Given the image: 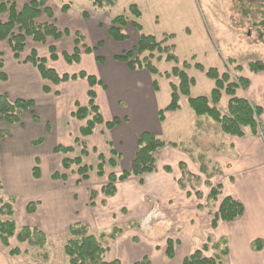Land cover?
Returning <instances> with one entry per match:
<instances>
[{
	"label": "crops",
	"instance_id": "obj_1",
	"mask_svg": "<svg viewBox=\"0 0 264 264\" xmlns=\"http://www.w3.org/2000/svg\"><path fill=\"white\" fill-rule=\"evenodd\" d=\"M19 2H16V9L19 7ZM21 3V8L27 4V2L22 1ZM153 3L155 4L157 1H153ZM81 10L87 11V18L81 17V15H84ZM75 11H77L76 14H74ZM59 16H55L57 18L56 27L60 31L66 29L68 31L67 35H63L57 40L50 36L51 40L47 45H55V47L57 45V49L70 52L74 43L71 44L66 41L73 40L74 42L73 32H76V30L78 32L84 31L83 33L93 42L89 46H95L98 42L102 43V47H99L97 51L103 57L102 66L95 60L96 53H82L79 62L73 64H67L62 57H58L55 61L48 58L46 59L47 65L60 74L72 75L84 71L86 74L96 77L98 83H95L91 89L94 92V102L100 110L103 121H111L113 117H116L119 119V123L110 130L104 124H99L95 127L92 135L82 137L79 131L80 124L73 113L76 110V105L83 107L88 105L87 92L90 87L87 80L78 78L54 84L43 79L31 63L24 62L26 57L20 61L14 58L11 49L8 48L7 52V50L0 48L6 58L3 57L5 61H3L2 69L6 74V80L0 78V94H7L11 100L17 98L33 100L35 103L33 112L36 117H33L31 111H24L21 113L20 121L11 125L4 123L0 118V129H5L7 136L9 135L13 140L11 143L12 149L8 148L10 144L8 145L5 142L7 136L0 142V165L6 166V160L8 159L7 167H5L7 173L1 178L3 189L6 185L9 186L12 179L19 186L25 183L19 176L13 178L12 175L20 171L17 160L20 159L21 150L33 145V140L40 139L42 142L45 140L48 144L47 151L50 150L51 152L56 145L64 144L63 146L72 147L73 151L71 153H75L76 145L82 146L83 144L101 154L106 162L108 159H111L112 163L114 162L115 166L109 164V167L113 170H106L104 171L105 174L106 172L108 174L111 172L117 173L122 169L130 168L131 161L137 151L139 135L144 131H149L161 136L164 132V125L168 120V118L162 122L158 120L157 112L162 106L158 104L157 97L160 86L158 84L159 90L155 91L152 84L153 80L157 81L156 75H152L145 69L130 70L126 63L113 58L115 55L133 48L138 42L139 32L127 25L125 32L128 39L124 42L113 41L107 33L110 21L104 19L102 10L96 9L92 1L88 7L84 8H74L69 5L67 15H64L66 19L63 20ZM45 21L43 19L42 22ZM31 43L33 44L29 46V50H36L39 43L33 41L32 38L26 40L25 46ZM108 48H110L109 52H107ZM6 52L10 54L7 55ZM56 53H59V51L56 50ZM105 54H108V56ZM161 61L154 62L156 67L157 63ZM87 65L92 68H100V75L95 76V74H92L94 70L90 69L91 67L88 68ZM242 70L244 71L243 68ZM243 73L249 83L246 88H239L236 95L239 90L243 91L244 94L240 97H245L253 105L262 109L259 118L261 132L252 135L246 131L243 137L232 136L230 141L217 144V147L211 151H204L197 146L189 147L193 155L203 153L222 169V173L215 174L209 179L213 186H221V194L214 204L213 211L217 210L223 197L230 196L243 204L244 213L240 218L231 222L219 221L216 227L212 228V215L203 205L209 191H205V187L200 184L198 191L205 197L202 200L195 195L194 197L191 194L188 195L178 185V180L181 177L179 164L184 163L191 174L201 178L202 173L198 169V163L194 162L187 152L171 145H165L153 154L156 165L154 172L145 174L141 178L132 176L116 183L113 196H102L99 202L93 200L92 204L89 200L90 208L84 205L88 202L89 196L83 195L84 201L81 202L80 207L75 206L71 207V210L68 209V220L59 223V225L56 224L57 227L59 226V231L66 230L70 224L75 222H82L90 226L89 219L91 218L95 223H103V227L117 225L121 220L126 221L127 226L130 227V224L134 223L138 225L148 220L166 219L164 216L169 215L170 221H186L191 226V234L189 235L191 237L187 243H192V246L188 247V255L195 250H200L205 257H219L222 264H264V71L258 73L245 71ZM43 86L48 87L50 91L44 92ZM123 100L126 104L120 106ZM108 109H111L112 117L106 115L105 110L108 112ZM181 109L171 115H177ZM226 111L227 108L222 112L225 113ZM108 114L110 113L108 112ZM29 133H34V136L28 138ZM111 149L115 150L118 156L111 154ZM47 151H45L46 154ZM86 151H88L87 148ZM77 156L79 155H74V157ZM87 156H80L83 164V160ZM10 157L13 160L11 163H9ZM38 159V155H35L33 162L38 164ZM30 160L31 158L29 162ZM54 160L53 164L49 160L51 164L49 168L50 175L52 173L54 175L58 174L59 179L54 180H61L62 183L69 182L70 175L65 172L61 173L57 164L59 159ZM33 162H30L31 164L26 166L25 170L30 172L34 180H40L41 175L39 178H34L32 175ZM87 175L88 181L91 178L89 173ZM52 177L53 175L50 178ZM77 179H80V177L77 176L75 180ZM52 182L50 180L42 187L38 185V189H36L38 192L33 196V199L40 202L33 215L41 212L39 216L43 220L58 218V213L64 210L63 206L68 203L72 205L73 202V197L70 196L71 188L65 190L62 186L55 185ZM5 191L7 192L6 187ZM189 191L191 192V190ZM14 193L16 192L10 191L8 196H15ZM14 216L16 217V207H14ZM15 217L14 219L18 225ZM46 225L43 224L40 227L44 232L49 229V226ZM195 231L199 232L200 238L192 236V232ZM202 236L208 240H203ZM255 240H260L263 243L260 250L252 248ZM205 244L210 245L206 247ZM129 247L131 250L136 249ZM223 250L226 255L221 254ZM148 254L151 255L145 250L140 254L137 251L130 259L133 263L134 260L136 261Z\"/></svg>",
	"mask_w": 264,
	"mask_h": 264
},
{
	"label": "rangeland",
	"instance_id": "obj_2",
	"mask_svg": "<svg viewBox=\"0 0 264 264\" xmlns=\"http://www.w3.org/2000/svg\"><path fill=\"white\" fill-rule=\"evenodd\" d=\"M1 1L5 2L6 6L9 7L13 0H0V2ZM14 1L15 3L17 1H20L17 11L23 12L24 9L21 8V1L28 3V0ZM91 1L93 4V0H45L42 4L43 9H45L40 12L42 16L39 13L37 14L36 10L29 9V11L22 13V17L20 19L24 21V24H30L33 18H35L33 22L43 24L44 22L42 21L44 19L46 21L48 20V23H54V25L57 26V15H60L59 17L63 20L66 19L64 15H67L69 5L74 8H84L88 7L91 4ZM109 1L111 2L110 4H106L102 9H100L102 10V16L104 17V19H106V21H110L114 16L124 14L129 19L138 21L142 25L143 33L152 34L158 40L165 39L169 34H173L174 37L167 40L165 44L175 45V54L177 55L179 62L187 60L188 62H190V64H193L195 61H197L203 64L205 67H216L217 70L221 73L227 71L231 75L235 73L242 76L244 74L243 72H250L247 67V64L249 62L262 61L264 63V0ZM153 1H157V3L154 4ZM130 4H138L137 6L140 8L141 17L136 18L129 11L128 7ZM65 7H67V10H64ZM82 12L87 11L81 10V13ZM76 13L77 11L74 12V14ZM81 17L85 19L88 17V14L81 15ZM7 19L8 17L6 13L0 14V20L4 21ZM15 22H18L17 19H15ZM18 24H14L12 28L13 34H16L18 30L21 33L23 32V29H19ZM76 32L83 35L85 44H87L88 46L89 44L92 45V40L83 33L84 31L78 32V30H76ZM76 32H73V38H75ZM85 32L86 34H88L87 31ZM30 39L31 37L28 36V34L25 35V42L26 40ZM50 40V36L47 35L44 41H35L39 43V45H37V48L36 50L34 49V51L39 53V56L48 59L49 50L47 44L50 43ZM0 41V48L7 50L8 52V48L9 50L11 48L8 45L7 41L1 39ZM66 42H70L72 44L73 40H69ZM32 44L33 43H31L30 45L27 44L26 46L24 45L23 49L20 52L21 54L19 53L18 60H24V58L30 51L29 46H32ZM101 47L102 44L100 45V48ZM56 50L59 51V53H57V58H61L60 53L63 50L57 48ZM109 51L110 48H108L107 52ZM105 55L108 56V54ZM192 56H194V60L191 58ZM3 57L5 58V55H3V52L0 51V63L2 64L3 61H5ZM230 60H232V63H230ZM154 62L157 61L154 60ZM236 64L242 65L244 71H237L235 69ZM173 65L174 64L172 62L162 60L161 62L157 63V68L160 72L169 71ZM100 66H102V64ZM87 67L90 68L91 66L87 65ZM90 69L94 70L92 74H95V76L98 74L100 75V68L91 67ZM186 71L189 76H192L195 79V84L197 83L196 86H194L195 84L193 85L194 88H192L193 86L191 87L192 90L190 89V96L196 97L199 95H209L210 90L214 86L213 80L209 79L204 75L202 71H199L195 68L190 67ZM156 77L160 86V92L157 94L158 104L162 106L159 109H162L170 101V85L169 80L165 77L160 75H156ZM172 81L177 82L175 78H172ZM242 94L244 93L241 90L237 92L238 96H242ZM228 98L229 96L223 93L222 99L217 107L219 111L222 112L226 110ZM125 104L126 102L123 100L121 101L120 106H125ZM179 104L180 108L182 109L181 111H179V113H177V115H171L175 112H167L165 114V119L168 118V120L164 125V132L161 134V136L156 134L157 136L166 141L179 142L180 144L188 147L197 146L204 151H211L213 148L217 147V144L230 141L232 136L223 133L219 129V125L216 121L207 116L195 115V113L188 105L186 96H180ZM108 112L110 114H108ZM108 112L105 110L106 115L112 117L111 109H108ZM225 113L222 112V114ZM194 118L197 119L195 120ZM29 134L30 135L28 136V138L34 136V133ZM182 139L184 140V142H182ZM5 142L8 145L10 144L8 148L12 149L11 143L13 142V140H11V137H9V135L6 137ZM26 146L29 147L28 145ZM30 147L26 149L23 148L21 150L20 159H16L19 164L20 171L17 174L12 175L13 178L19 176L21 180L25 181V183L22 186H19L14 181V179H12V182L9 183V186H5L7 188V192L5 191V187L0 192L4 196V199L7 198L10 191L16 192L14 193L16 196L15 202L17 201L16 206L15 202L13 204V208L16 207V217L13 215V218H16L19 227L27 225L42 231L46 236V242L42 247L31 246L27 243H20L16 240V238L10 239L9 247H4L0 242V264H68V257L63 251V245L68 237L67 229L59 231V226L57 227L56 224L59 225V223L68 220L69 210H71V207H80L81 202L84 201L83 195H86L87 197L89 196L88 202L84 204L87 208H90L89 200L91 191L96 193L94 201L99 202V199L103 196V194L101 193V188L107 182L108 173L106 172L104 176H97L96 165L99 163V154L84 146L83 144L82 146L77 144L75 147V153L68 154L54 153L53 151L52 153L50 150L47 151L48 144L45 140H43L42 142V140L40 139L37 141L33 140V145H31ZM83 148L85 150L86 148L88 149L85 155L81 154V150ZM45 151H47V154ZM75 154L79 156L88 155L84 158L83 162L89 167L88 173L90 174V180L88 179L87 181L88 176L86 179H82L77 174L76 166H72V168L68 170L63 169L61 160L66 157H74ZM35 155H38V164L37 162H33ZM30 158V162H33V165L37 166L39 171H41L40 180H34L31 177L30 172L25 170L26 166L31 164L29 162ZM56 158L59 159V162L57 161V164L60 172H65L71 177L70 181L67 183H62L61 180H54L59 179L58 174L54 175L52 173L51 175H53V177L50 178L51 175L49 173V168L51 164L49 160L52 161L53 164V162H55L54 159ZM12 161L13 160L10 157L9 163H11ZM7 164L8 159L6 160V166L0 165V179L7 173L5 169V167H7ZM104 166V171H108L111 169L113 170V168L109 167L108 162H105ZM16 167H18V165H16ZM120 172H117L115 174L119 175ZM28 173L30 175V179ZM77 176H79L80 179L75 180ZM196 177H198V180L195 182L198 184L196 189L191 188L190 186H186L183 190H185L188 195L191 194L192 197H194L195 195L198 199L203 200L205 197L198 191V189L200 184H202V187H205L204 190L209 191V187L207 188L206 186V182L208 180L204 174L201 175V178L199 176ZM50 180L53 181V184L62 186L65 190L71 188L70 196L73 197V202L72 205L68 203L67 205L63 206L64 210L58 213V218L52 220H43L41 216H39L41 212L33 215V213L36 212L38 205H40V202L33 199V196L38 192V190H36L38 189V185L42 187ZM118 182L120 181H117L116 183ZM189 190H191V192ZM196 192H198L199 194H197ZM29 202L36 203V209L32 213H29L26 210V206ZM168 216L169 215L164 216L166 219L162 218L156 221L148 220L142 222L141 224L139 223L138 225H135V223L130 224V227L127 226L126 221L121 220L119 223H117V226L121 228L122 232L117 235L114 240H111L108 236L112 226L103 227V223H95L94 221H92V218L89 219L91 224L90 226L85 223L83 224L87 225L91 233L99 236L101 243L105 248H107V251L105 253V259L107 261L119 259L121 264H132V259L130 258L135 255L137 251H139L140 254L145 250V252L151 253V255L148 254L147 257L151 260L152 264H182V259L188 255V247L192 246V243H187L189 238L191 237L189 236L191 234V226L188 225V222L186 221H170ZM0 218L3 219L4 217L0 215ZM43 224H47L46 226H49L47 232H44L40 228ZM51 226L53 227L51 228ZM101 232H104L106 235L100 237ZM192 236L200 238L198 231L192 232ZM167 239H171L174 242V249H176V253L173 259H167L165 254ZM202 239L208 240L204 236H202ZM205 245L206 247H208L210 244ZM129 246L136 249L131 250ZM13 247H18L20 249V253L18 255L9 254V250ZM137 260H139V258Z\"/></svg>",
	"mask_w": 264,
	"mask_h": 264
},
{
	"label": "trees",
	"instance_id": "obj_3",
	"mask_svg": "<svg viewBox=\"0 0 264 264\" xmlns=\"http://www.w3.org/2000/svg\"><path fill=\"white\" fill-rule=\"evenodd\" d=\"M45 0H28V3L23 5V12L29 11V9L36 10L37 14H41L43 11L42 4ZM106 4H110L107 0H93V6L96 9H102ZM129 11L136 17H141L140 8L136 4H130ZM67 10V7L64 8ZM18 12V13H17ZM16 9V3L13 0L9 7L5 2H0V14L6 13L8 19L5 21L0 20V39L6 40L10 46L13 56L18 59L19 53L25 45V35L28 34L34 41H44L46 36H51L54 39H59L63 35H67V30L60 31L54 23L44 22L38 24L33 22L30 24L25 23L20 18L22 13ZM87 14V12H83ZM17 19L18 22H15ZM19 23V24H18ZM14 24H18L19 29H23L21 33L19 30L16 34H13L12 28ZM26 25V26H25ZM130 25L137 32H139V38L137 44L122 53L115 55L113 58L117 61L126 63L130 70L145 69L152 75H160L169 80L170 85V101L162 109L157 112L158 120L162 122L165 119L167 112H176L180 108L179 98L181 95L187 97V102L196 116H207L219 125V129L231 136L243 137L248 131L252 135H257L261 132L260 114L262 109L259 106L253 105L245 97L236 95V91L239 88H246L248 86V79L245 76L239 74H229L227 71L219 72L216 67H205L200 62L195 61L190 64L187 60L179 62L177 55L175 54L174 44H165L167 40L174 37L173 34H169L165 39L158 40L152 34H146L142 32V25L136 21L129 19L126 15L120 14L114 16L110 20V24L107 29L109 37L115 42H124L128 39V35L125 32V27ZM30 27V28H27ZM74 46L70 52L62 51L61 57L67 64L78 63L82 53H96L95 60L98 63H102L103 57L97 53L98 48L102 44L98 42L95 46H88L84 43V37L81 33L75 34ZM49 59L57 60L56 48L54 45L48 46ZM194 60V56L191 57ZM47 58L38 55L34 49L30 50L26 56L24 62L31 63L39 72L43 79H46L54 84L67 82L69 80H76L78 78L86 79L89 84V90L87 95L89 97L88 105L86 107L76 105V110L73 116L79 122V131L82 137L90 136L93 134L95 127L99 124H104L105 127L110 130L114 126L118 125L119 119L113 117L111 121L104 122L98 106L94 102V92L91 87L98 83L96 77L86 74L84 71H80L78 74H60L55 69L47 65ZM155 61L165 60L172 62L174 65L169 71L159 72ZM232 63V60H230ZM190 67L202 71L206 77L213 80L214 86L210 90L209 95H199L196 97L190 96V89L195 84V79L187 74V69ZM250 72L258 73L264 71V63L262 61H253L247 64ZM3 64L0 63V78L6 80V74L4 73ZM235 69L241 70L240 64L235 65ZM172 78H175L177 82H173ZM153 89L159 90L158 82L153 80ZM44 92H49L50 89L43 86ZM225 93L229 96L227 101V112L222 114L217 108V104L220 102L221 97ZM34 101L31 99L17 98L11 100L7 94H0V118L6 124H15L20 121L21 113L24 111H31L34 116L33 108ZM36 118V117H35ZM7 136L5 129H0V142ZM171 145L177 147L189 154L194 162L198 163L199 171L207 178L206 185L209 187V193L205 199L204 207L209 213L213 212L214 204L221 194V186H213L209 179L215 174L222 173L221 167L211 161L205 154L193 155L191 149L180 143L168 142L160 138L156 134L144 131L139 135L137 141V151L129 169H122L119 175L115 173H109L107 175V182L101 188V193L105 197H111L115 193V183L117 181H124L132 176L142 177L145 174L154 172L156 170L155 160L153 157L154 152L165 146ZM73 151L72 147L63 145H56L53 148L54 153L68 154ZM81 154L85 155L86 150L83 148ZM111 154L118 156L115 150L111 149ZM99 163L96 165L97 176H103L104 164L106 160L104 157L98 155ZM111 166H115L111 159L107 161ZM61 165L64 169H69L72 166L77 167V174L82 178H87L89 167L82 163L81 157H66L61 160ZM181 171V177L178 180V185L181 189L186 186L195 188L198 186L195 183L198 177L192 175L184 165L179 164ZM32 175L34 178H39L40 171L37 166L32 168ZM191 184V185H190ZM3 190V185L0 179V191ZM199 194L198 192H196ZM96 196L95 192H90V204ZM16 200L15 196H4L0 192V215L4 218H0V242L4 247L10 246V239L16 238L20 243H27L31 246L42 247L46 242V236L42 231L37 228L24 225L19 227L13 218L14 208L13 204ZM202 207V206H200ZM36 209V203L29 202L26 206V210L29 213L34 212ZM244 213L243 204L230 196H225L221 199L218 208L212 213L211 227L215 228L219 221L231 222L240 218ZM121 228L117 225H113L108 234L111 240H114L117 235L121 233ZM68 237L63 245V251L68 257V264H121L119 259H113L107 261L105 259V253L107 248L101 243L99 236L91 233L87 225L75 222L67 228ZM106 235L104 232L100 233V237ZM263 247V243L260 240L253 242L252 248L254 250H260ZM20 249L13 247L9 250L10 255H18ZM166 256L171 259L175 255L174 242L171 239L166 241ZM221 254L226 255L224 250ZM26 264H42V263H26ZM132 264H152L151 260L147 256H143L139 260ZM182 264H222L219 257H205L200 250H195L191 254L185 256L182 260Z\"/></svg>",
	"mask_w": 264,
	"mask_h": 264
},
{
	"label": "water",
	"instance_id": "obj_4",
	"mask_svg": "<svg viewBox=\"0 0 264 264\" xmlns=\"http://www.w3.org/2000/svg\"><path fill=\"white\" fill-rule=\"evenodd\" d=\"M109 1V0H108ZM110 2V1H109Z\"/></svg>",
	"mask_w": 264,
	"mask_h": 264
}]
</instances>
